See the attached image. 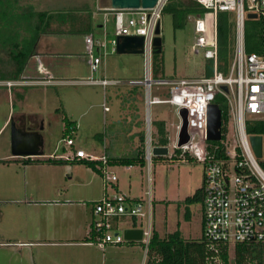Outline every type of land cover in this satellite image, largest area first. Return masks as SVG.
Wrapping results in <instances>:
<instances>
[{
  "label": "rangeland",
  "instance_id": "1",
  "mask_svg": "<svg viewBox=\"0 0 264 264\" xmlns=\"http://www.w3.org/2000/svg\"><path fill=\"white\" fill-rule=\"evenodd\" d=\"M176 3V0L169 1L161 14L162 72L159 76L153 75V54L152 76L154 79H200L206 76L212 62L205 59L203 50L198 51L194 46L196 36L194 22L186 17L182 19L181 26H176L172 13ZM100 4L101 0H0V128L10 112L12 113L9 123L12 121L13 114L20 112L28 114L39 112L49 122L58 110L61 123H64L63 118L66 117L78 125V130L73 135L75 147L88 154L101 157L106 154L107 145L108 152L114 157H133L137 154L139 147L136 136L140 135L146 138L143 147L147 149L146 88L122 84L108 86L105 89L99 85L83 84L84 80L100 78L101 72H93L90 68L87 59L94 57L97 53L95 49L85 45L84 34L66 31L74 25L63 24L56 17L52 20L49 31L66 32L44 37L45 40L51 41L47 42L48 50L60 53L70 61L64 73L56 78L63 84L58 87L30 88L28 84L30 59L21 80H12L16 61L27 52L28 44L31 43L37 27L42 22L41 14L44 12L75 13V17L81 21L80 31L85 30L86 23L94 25L96 29L103 25L108 35L99 33L95 37L106 39L108 42V56H104L103 50L100 53L102 57H106V76L122 81L144 79L147 72L145 54L121 55L111 52L113 48L111 40L115 38L117 32L119 33L120 22L118 19L115 20L111 13L100 11L98 8ZM6 14L8 17L4 19ZM127 15L128 17L137 16L136 13H127ZM229 19L235 24V13H230ZM255 20L261 24L262 33V19ZM85 47L93 51L85 55L87 59H84ZM17 82L24 84L21 88L23 92L13 96L12 89L17 86L8 88L7 85ZM9 90H11V96L10 94L8 96ZM129 94L131 102L138 105L140 122H136L138 116L133 109L129 113L123 106L125 101L122 99L129 98ZM169 94V87L153 86L152 88V98L155 100H165L169 98ZM217 101L224 111V131H227V125H229L231 129L229 138L234 143V120L230 114L229 102L222 95L217 97ZM105 106L108 107V111L105 110ZM150 115L153 144L155 145L158 140L156 128L158 121L166 122L167 129L175 142L178 127L182 123L180 110L169 104H154L151 106ZM256 124L257 122L253 123V125ZM131 131L136 135H129ZM99 135L102 137L100 138ZM47 136L49 140L46 155L54 152L58 156L74 154L72 148L64 145L61 128L57 127ZM64 147L67 151L65 153ZM173 152L172 147L168 157L153 156L151 162L146 159L144 167L141 165L131 168L121 165L108 166V174L104 177L86 164L51 165L36 161L25 164L24 159H16L13 155L12 129L6 126L0 131V234L4 235V240L9 242H43L50 239L44 237H53L52 240H55L57 236H63V230L74 220V214L70 211L72 209L70 202L78 207L77 218H80L83 226H91L94 204L104 197L107 178L115 175L118 178L117 185L130 199L147 202L150 191L153 200L154 232L158 230L164 235L174 232L179 228L180 223V230L186 238L201 240L203 202L190 207L191 219L187 221L184 219L183 201L203 188L205 166L196 161L185 163L177 161L182 154L181 150H175L176 160H172ZM108 193L112 194L113 189L108 188ZM61 202H65V205ZM145 209H147L146 205ZM135 219L125 217L120 223V228L140 225V220L136 222ZM85 240H87L86 237L77 241ZM65 252L68 254V249ZM38 253L53 261L60 260L48 256L49 252L45 249L39 250ZM75 253V257L70 261L64 259L60 260V263L146 264L147 262L146 248L142 242H129L106 248L77 247ZM229 256L230 264H235V250L232 246Z\"/></svg>",
  "mask_w": 264,
  "mask_h": 264
},
{
  "label": "built area",
  "instance_id": "2",
  "mask_svg": "<svg viewBox=\"0 0 264 264\" xmlns=\"http://www.w3.org/2000/svg\"><path fill=\"white\" fill-rule=\"evenodd\" d=\"M169 0H159L153 9L119 11V36H144L147 72L144 79H131L125 84L143 86L146 88V105L148 108L147 124L148 138L146 159L152 161L153 148L150 115L154 104H169L173 107L186 109L188 112V132L190 141L179 147L178 127L176 141L167 129L169 149L174 148L182 154L177 159L181 163L196 161L205 166L203 186V237L208 246L217 251L219 246L237 244L249 245L259 253L257 264H264V136L250 135L247 126L255 122L264 123V0H197L207 11L199 15H189L195 24V48L203 50L206 60L212 62L213 74L196 80L187 79H154L151 62L153 55L152 41L155 37L157 24L161 23V14ZM220 12L235 13L234 52L227 71L219 69L218 52V14ZM127 13L137 16L128 17ZM249 14H256L262 20L261 50L258 53H247L245 49V20ZM111 40L112 53H116L118 37ZM86 43L92 49L103 50L108 55V42L105 39L86 37ZM92 49L89 51L91 54ZM102 56L91 57L90 68L98 72L102 65ZM53 81L50 75H44L38 80L39 85H48ZM86 85L118 86L124 84L120 80L89 79L82 81ZM21 85L20 82L8 83L7 87ZM153 86L169 87V98L155 100L152 98ZM222 95L231 108L234 120V143L229 138L231 129L223 133L219 141H209L208 109L216 104V98ZM108 111V107L105 106ZM262 137V156L257 157L251 137ZM65 146L74 149L73 138L63 140ZM210 143L220 145L211 146ZM220 154L218 157L217 155ZM167 156V157H168ZM60 159V158H59ZM61 159H78L97 163L105 177L108 174L110 157L91 155L84 150H76L72 156ZM118 178L115 175L107 178L104 197L93 207V221L87 240L82 245L106 248L126 244L125 230L142 229L146 253L153 237L152 208L153 200L148 192L149 200L130 199L117 190ZM108 188L113 193H108ZM145 202L147 204H145ZM145 205L147 209H145ZM136 218L140 225L120 228L124 218Z\"/></svg>",
  "mask_w": 264,
  "mask_h": 264
},
{
  "label": "trees",
  "instance_id": "3",
  "mask_svg": "<svg viewBox=\"0 0 264 264\" xmlns=\"http://www.w3.org/2000/svg\"><path fill=\"white\" fill-rule=\"evenodd\" d=\"M176 6L173 8L172 13L174 16L176 26L182 25V19L189 15L203 14L207 10L201 7L197 0H176ZM167 6V5H166ZM166 6L163 11H165ZM229 12H220L218 14V52H219V69L226 72L228 66L231 63L234 52V38H235V24L229 19ZM7 14L4 15V19H7ZM59 18V22L63 24L74 25L66 30L69 33H82L86 37L94 36L92 34V26L90 23H86V28L80 31L79 25L81 23L79 18L75 17V13H58L53 14L44 12L41 14V23L36 29L34 37L31 43L28 44L26 53L18 58L16 61V69L14 78L12 80L18 81L21 79L26 65L30 59V56L34 54V49L43 35H60L66 31L50 30L52 20ZM82 25V24H81ZM261 38V24L255 19L245 20V49L247 53H258L261 50L260 45ZM162 72V57L161 54L153 55V75L159 76ZM213 74V66H211L206 73V77ZM215 103L220 107L222 111L223 120V133L225 130L224 111L222 106L215 100ZM64 121V139L74 138V134L77 130L76 123L68 120L66 117ZM158 140L157 146H167L168 140L166 122H156ZM247 132L250 135H264V123L257 122L256 125L249 124L247 126ZM142 142L144 138L142 136ZM217 143H210L211 146ZM218 157L220 154L217 155ZM153 159V158H152ZM47 163L51 165L61 164H86L102 175L101 170L98 168L97 163L88 162L78 159H47V160H34L27 158L24 159L25 164L30 163ZM146 160L144 157V149L140 148L139 152L133 157L113 159L110 157V165H122V166H136L141 165L144 167ZM204 199L203 188L199 189L193 196L186 198L184 205L186 208L185 218L190 219L191 211L189 207L196 203H202ZM129 243V242H127ZM126 243V244H127ZM229 246H219L217 251L211 249L206 243L204 237L201 240H186L180 230H176L174 233L161 236L158 232H154L150 241L147 251L146 264H230ZM235 250V264H257L259 259V253L256 248L249 245L237 244Z\"/></svg>",
  "mask_w": 264,
  "mask_h": 264
},
{
  "label": "crops",
  "instance_id": "4",
  "mask_svg": "<svg viewBox=\"0 0 264 264\" xmlns=\"http://www.w3.org/2000/svg\"><path fill=\"white\" fill-rule=\"evenodd\" d=\"M98 8L100 11L111 13L115 17V20L116 19L119 20V15L121 14V12L109 10L111 8V0H101V4ZM91 26H92V24H91ZM94 27L95 26L93 25L92 26V30H93L92 34L94 35L93 37H95V35L99 34V33H104L105 36L108 35V33H107V31H105V27L103 25L98 26L97 29ZM45 36H47V35H44L39 39V41H38V43L34 49V54H32L30 56V81H28V84H30V88L58 87L59 85L63 84V82H61L60 80H57L56 78L64 73V70L67 68V66L70 63L68 58H64L60 53H55V52H51L50 50H48L49 44L47 42H51V41L45 40L44 39ZM117 36H119L118 32H117L115 37H117ZM84 43H85V45L89 46L86 43V36H85V42ZM89 51L90 50H87L86 47L84 48V51H83L84 59H87V57L85 55L89 54ZM95 51L97 53V55H95V57L100 56L101 50L95 49ZM106 57L102 58V65H101L100 70H99L101 72L100 78H94V79H105V78H107L109 80H120V81H122L121 79H115V78H110V77L106 76V74H107V72H106L107 71ZM87 60H89L88 63L90 65L91 57ZM70 66H72V65H70ZM44 75H50L53 77V81L51 84H48V85H39L38 84V80H40ZM19 80H21V79H19ZM122 82H124V84H125L127 81H122ZM28 84H26V85H28ZM23 86H24V84L22 83L21 85H18L16 88H13L12 89V95L16 96L17 93L18 94L22 93L23 89H21V88ZM10 93H11V90H9L8 96ZM10 96H11V94H10ZM122 100L125 101V103L123 102L124 103L123 106H125L127 108V112L130 113L133 109V111H135V114L138 116V113H139L138 105L136 103L131 102L130 94H129V98L127 97V99L125 98ZM57 112H58V110H57ZM57 112L52 117L51 121H49V122L46 121L45 117L39 112H31L30 114L20 112L16 115L13 114V117L15 115V117H18V118L29 116L30 117V133L31 132L39 133L42 136V142H43V145L40 148V153H41L40 155L30 156V157H15L16 159L30 158L32 160H47L50 158H52V159L66 158V155L58 156L56 154V152L51 153L50 155H46V152H45L46 146H47V143L49 140V137L47 135L52 134L55 131V129H57V127L61 128L62 135H64L65 126H64V123H61L60 115ZM11 113L12 112H10L7 120L5 121L3 126L0 128V131L10 124L9 118H10ZM127 120L129 121V118H127ZM140 120H141V117L138 116L136 122H140ZM76 126H77V130H78V125L76 124ZM147 129H148V127H147ZM129 135L133 136L136 134L133 131H131ZM147 135H148V133H147ZM96 137H98V135H96ZM99 137L101 138L102 136L99 135ZM136 137L139 140V147L137 148V153L139 152L140 148H143L144 149V157H146V148H144L145 146L143 147V144H145V142H146V140H145L146 138L143 136V138H144V143H143L142 142V135L136 136ZM155 146H157V145H155ZM105 149H106L105 153L109 157H111L113 159L114 158L115 159L121 158V157H114L113 155H111L108 152V146L107 145H106ZM73 150L75 152L76 150H82V149H78L75 147ZM65 152H67V151H66V148L64 147V153ZM145 160H146V158H145ZM136 166H138V165H136ZM125 167L131 168V167H135V166H130V167L125 166ZM117 190L119 192H122L121 188L118 185H117ZM134 200H137V199H134ZM184 201H183V203H184ZM59 204H56V205H59ZM61 204L65 205V202H61ZM69 204L72 208L70 211L73 212L72 214H74V216H73L74 220H73V222H71L72 224H70L68 227H66L63 230V233H62L63 236H57L55 238V240H52V239H54L53 237H44V238H50L51 240L48 239L47 241H43V242H39V241L9 242L7 240H4V235L0 234V264H61L60 260H64V259L67 260L68 259L70 261L71 258H74L75 254H76L75 249L77 247H86V245H82V243L84 241L79 242L77 240H80L81 238H84V237H86V238L88 237L90 226H85V227L83 226V222L80 220V218L79 219L77 218V213H78L77 208L78 207H76L75 203L70 202ZM190 207H189V209H190ZM184 208H185V205H184ZM0 211H1V209H0ZM152 211H153V208H152ZM185 211H186V208H185ZM184 219L188 221V219L185 218V213H184ZM190 219H191V216H190ZM202 223H203V219H202ZM180 226L181 225L179 223L178 224L179 228L177 230H180V228H181ZM156 232H158L161 236H165V235L174 233L175 231L170 232V233H166L165 235L160 233L158 230ZM181 233H182L184 239L194 240V239L186 238L182 231H181ZM41 249H45L46 252H49L48 256H52L53 259H54V257H56V258H59L60 260L59 261H53V260H50L46 256L42 257V255L38 253V251ZM66 249H68V251H69L68 254L65 252ZM53 252L57 253V255L54 254ZM53 255H55V256H53Z\"/></svg>",
  "mask_w": 264,
  "mask_h": 264
},
{
  "label": "water",
  "instance_id": "5",
  "mask_svg": "<svg viewBox=\"0 0 264 264\" xmlns=\"http://www.w3.org/2000/svg\"><path fill=\"white\" fill-rule=\"evenodd\" d=\"M159 0H111V8L113 11H132V10H148L156 7ZM171 1V0H169ZM256 14H249L248 19H257ZM116 53L118 54H135L142 55L145 50L144 36H119ZM153 54H161L163 50V39L161 37V23L156 27L155 37L152 41ZM182 118V127L179 134V147L186 145L190 141L188 132V112L186 109L180 110ZM209 141L215 142L221 140L222 137V111L217 104H211L208 109V132ZM251 142L257 157L262 156V137L252 136ZM42 136L36 132L20 130L12 127V153L15 157H30L40 155L42 147ZM153 155L157 157H167L169 149L163 146H155ZM125 239L130 242H140L143 239L142 229L125 230Z\"/></svg>",
  "mask_w": 264,
  "mask_h": 264
},
{
  "label": "flooded vegetation",
  "instance_id": "6",
  "mask_svg": "<svg viewBox=\"0 0 264 264\" xmlns=\"http://www.w3.org/2000/svg\"><path fill=\"white\" fill-rule=\"evenodd\" d=\"M8 127H14L17 130L22 132L29 131L30 132V117H13L12 121L8 125Z\"/></svg>",
  "mask_w": 264,
  "mask_h": 264
}]
</instances>
